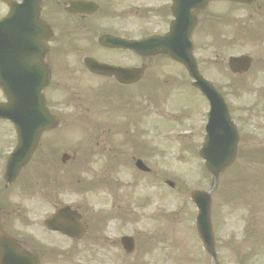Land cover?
<instances>
[{
    "label": "rangeland",
    "instance_id": "rangeland-1",
    "mask_svg": "<svg viewBox=\"0 0 264 264\" xmlns=\"http://www.w3.org/2000/svg\"><path fill=\"white\" fill-rule=\"evenodd\" d=\"M145 1L146 0H141L142 3ZM228 11L232 12L234 17L238 15V10L232 8L228 3L217 2L212 4L213 15L227 13ZM241 13L240 11V14ZM258 16L264 19V8ZM233 33L234 29L232 28L229 32V40L224 41L217 39L215 43L216 47L213 45V39L212 41H207V44H205V38H197L200 43L197 49V55L201 62V71L206 77L213 80L223 91L230 107L236 110L234 115L236 120L241 116L247 122V125L240 122L243 129L242 133H245L240 143V157L236 164L221 176L219 185L213 193L214 205L216 202L219 205V210L215 217V221L217 222L215 227L217 250L219 252L221 264H240L239 261L241 258L244 257L246 260H250L252 256H254V258L250 264H264V240L260 242V248H256V254H253L250 250L251 246L256 247L257 235L261 234L264 237V189L261 191L258 189L260 181H263L262 186H264V153H262L264 152V111H256V102L261 104L259 108H264V98L261 97V89H264V71H262V66L264 64V35L259 39V43L256 40L251 41L245 38L239 39L240 43H237V41L232 42L231 37ZM217 45L222 46L220 47ZM230 52L234 54L250 53L256 56V58H259V61L248 75L239 79L234 77L227 68L226 57ZM179 98H177V100ZM177 103L180 104V106L183 104L180 101H177ZM204 106L205 101L197 97L194 108L202 113L204 111ZM241 107L244 109L243 111H239ZM73 112L74 109H71L70 113ZM240 123L238 122L239 125ZM170 124L171 122L169 125ZM181 124L183 125L176 127L186 128L189 122L186 123L183 121ZM145 125L146 126L142 127V129L146 131L145 138L148 139L149 144L157 149V151H155L156 153L152 157L146 158V160L156 174L146 177L149 185L145 184L142 192L153 193L155 191L159 194L155 196V200L154 196L152 197V201H154L148 206L147 210L143 208V222L128 224V220L126 224L120 223L119 226L117 225L118 220H115L111 224V227L116 224L117 228L122 232L129 233L131 231H141L148 232L149 235H151L155 227L152 221L159 217L158 219L161 220L158 223L160 227L157 228L163 231L164 227H169L165 229V240L160 239L158 241L157 248L160 262H157V264H212L210 258L204 253L196 231L193 228L196 209L190 201V192L193 189H205L209 186L208 173L206 169L202 167L204 166L203 161L197 156V150L190 151L188 147L190 146L189 144H196V146H198L197 148H199L202 143L201 116H199V112H197V115H193L191 128L192 131H194V129H196V131L190 140L191 143L188 141L190 138L186 140L176 139L174 141H168L166 136L169 137L170 133L166 132L167 130L162 126L158 127L155 121L148 122ZM83 131L84 130L80 128L72 127L69 132H66L61 137L67 140L66 144L69 143L74 149H77L79 153H84L83 146L80 149L81 142H84L82 140L84 135ZM97 133L96 131L92 135L96 137V141L98 142ZM173 134L176 135L175 133ZM56 137H60L59 134H56ZM100 137L103 140V146L108 149V143L104 141L102 132L100 133ZM98 146V148L102 150L99 143ZM154 147H152V150H154ZM259 150L262 152H259ZM104 152H108L111 155V152L108 150ZM109 161L110 158L108 155L96 154L92 160L91 166H88L89 163H87L84 168L78 161H76L77 163L69 162L66 165L51 163L43 166L38 163L37 173L67 172L71 174L69 182L74 183L75 180L81 178L78 176L76 169L80 170V172H84L85 175H88L86 172L87 169H89L88 171H97L99 169L98 175H100L104 170H108L109 166L107 167V164ZM116 166L118 170L117 176L119 177L117 182L119 181V183L123 184L122 186H118L116 182V187L117 190L125 196V193H130V188L126 183L131 180L129 172H133V169L130 167H119L118 164ZM234 167L235 169L230 171ZM153 177L158 178V185L155 187L152 185ZM166 179L173 180L176 183V189H170L165 184ZM242 179L246 180L247 183H244ZM111 180H115L113 174ZM141 180L142 179L139 181ZM236 180L241 181L238 188L242 192L232 193L233 187L235 188V185H237L234 183ZM103 182H110V176L106 175L103 178ZM113 190L116 189L113 187ZM37 194L47 195L55 202H58L62 198H66L75 199L80 203L84 197L83 194L78 192L77 188L70 186H62L54 192H45L41 189H37ZM97 195L94 199L100 202V198H98ZM105 196L108 197L109 200H112L114 194L111 193V197L107 194ZM10 199L13 203L22 202L24 200L23 196L19 194H15ZM125 199L126 197L124 200ZM243 203H247V206ZM127 204H129L132 210L131 202L123 203V208H126ZM82 207L84 211H88V208H85L83 205ZM128 213L129 216L133 214L131 217L135 218L134 211H129ZM146 213L151 214L152 217H148ZM86 214L89 215L88 213ZM157 214L159 216H157ZM162 215H164L163 219L160 217ZM121 217L123 219L125 214H121ZM111 232V235L115 233L113 230ZM93 235L99 239V234L94 223L91 228V233H89V237L86 238L84 243L88 246L89 251H98L99 248L93 250L92 247L88 245V243L92 242L90 238ZM103 237L104 240L101 241V243L104 245V248H100L99 250L105 253L101 258L115 259L119 262L120 258H122L123 250L119 246L114 247L110 245L106 237ZM112 238L115 239V237ZM185 257H187V259ZM129 262H132V259L129 260ZM119 263L122 264L121 262ZM138 264H149V262L148 259L143 256L138 260Z\"/></svg>",
    "mask_w": 264,
    "mask_h": 264
},
{
    "label": "flooded vegetation",
    "instance_id": "flooded-vegetation-1",
    "mask_svg": "<svg viewBox=\"0 0 264 264\" xmlns=\"http://www.w3.org/2000/svg\"><path fill=\"white\" fill-rule=\"evenodd\" d=\"M33 176V172L22 170L19 178L12 184L5 186L3 183L6 190L0 188V259L4 257L7 259L2 264H31V260L34 259L40 264H86V262H74V259L81 261L87 258L81 252H72L73 260L63 255L58 258L47 255L49 251L44 245V239L48 241L53 239L51 235L49 236L51 232L45 230L41 221L37 220V205L32 196L36 184L32 183ZM15 194L22 195L24 200L13 203L10 198ZM38 229L42 234H37ZM16 245L29 253L31 258L23 255L25 253L16 252ZM74 255H77V258ZM16 257H19L21 262H16Z\"/></svg>",
    "mask_w": 264,
    "mask_h": 264
},
{
    "label": "water",
    "instance_id": "water-1",
    "mask_svg": "<svg viewBox=\"0 0 264 264\" xmlns=\"http://www.w3.org/2000/svg\"><path fill=\"white\" fill-rule=\"evenodd\" d=\"M19 7L14 8V14L18 11ZM13 16V15H12ZM14 18V17H12ZM183 37V35H181ZM178 54L183 56L186 54L185 50H178ZM247 59L235 61L232 59L230 61V65L233 69L239 68V65L242 63H245ZM191 68L195 70V66H191ZM200 79V78H199ZM200 87L202 90L210 97L211 99V104H212V111H211V116H210V124L214 128L213 132L211 134L213 140H226L224 146H211L213 143L212 140L205 144L204 148L201 150V155L203 157H206L208 160V167L210 170L214 173V175H217L219 172H221L234 158V153H232V141H233V132L228 129H230V124L228 123L227 117H226V107L224 105V102L221 98V96L209 85L210 83L205 82L200 79ZM38 90V89H37ZM14 97L12 98V100ZM19 101V99H17ZM30 101H33L32 97H29V100L27 102L29 103ZM28 103L25 102H19L18 105H16L14 108V112L12 111L10 105L6 106L5 109L1 110V114H9L11 117H13L16 121L19 116H24L22 117V120L20 122L25 125H31L34 129V140H38L39 134L41 130L46 126L49 118L47 117V113L45 110L40 106V102L37 104H34V102L29 105ZM38 112L42 115V117L38 114ZM224 119L225 123H227L228 129H226L227 135L225 133L221 132L220 129V120ZM24 130L22 129L21 132ZM210 131V130H209ZM227 148V153L222 157L223 153V148ZM235 152V150H234ZM222 158V160H221ZM201 195V196H200ZM197 197L201 200L200 205H201V215H202V229H201V234L206 239L208 242L207 244H213L212 242V235H211V227L209 225V206L208 203L204 201L202 194L197 195ZM207 198L209 200V196L207 195ZM206 223V224H205Z\"/></svg>",
    "mask_w": 264,
    "mask_h": 264
}]
</instances>
